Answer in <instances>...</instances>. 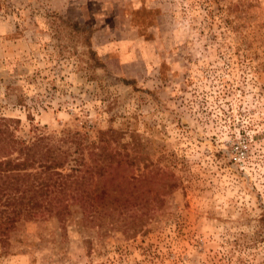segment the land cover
Wrapping results in <instances>:
<instances>
[{
  "label": "rangeland",
  "instance_id": "rangeland-1",
  "mask_svg": "<svg viewBox=\"0 0 264 264\" xmlns=\"http://www.w3.org/2000/svg\"><path fill=\"white\" fill-rule=\"evenodd\" d=\"M54 14L92 29L102 67ZM0 116L22 137L133 134L166 171L124 183L145 212L128 233L37 212L0 264H264V0H0Z\"/></svg>",
  "mask_w": 264,
  "mask_h": 264
},
{
  "label": "trees",
  "instance_id": "trees-1",
  "mask_svg": "<svg viewBox=\"0 0 264 264\" xmlns=\"http://www.w3.org/2000/svg\"><path fill=\"white\" fill-rule=\"evenodd\" d=\"M54 16L85 47L91 65L102 67L90 45L92 29ZM18 123L0 116V246L19 221L37 212L51 211L62 229L72 206L87 208L99 224L130 218L123 224L125 233L143 220V206L132 207L118 196L126 185H142L147 176L159 177L166 171L147 161L135 135L122 141L117 131L106 129L97 132L95 141L83 144L77 132L55 137L33 124L22 137L16 134Z\"/></svg>",
  "mask_w": 264,
  "mask_h": 264
}]
</instances>
